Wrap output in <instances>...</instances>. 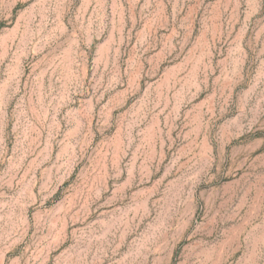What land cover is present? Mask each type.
Returning a JSON list of instances; mask_svg holds the SVG:
<instances>
[{
	"label": "rangeland",
	"instance_id": "obj_1",
	"mask_svg": "<svg viewBox=\"0 0 264 264\" xmlns=\"http://www.w3.org/2000/svg\"><path fill=\"white\" fill-rule=\"evenodd\" d=\"M0 264H264V0H0Z\"/></svg>",
	"mask_w": 264,
	"mask_h": 264
}]
</instances>
